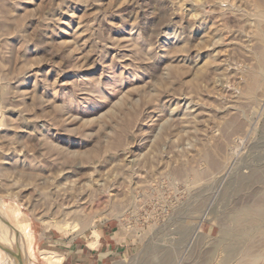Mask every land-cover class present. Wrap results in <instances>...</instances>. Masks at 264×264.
<instances>
[{"label":"rangeland","instance_id":"374dc122","mask_svg":"<svg viewBox=\"0 0 264 264\" xmlns=\"http://www.w3.org/2000/svg\"><path fill=\"white\" fill-rule=\"evenodd\" d=\"M258 1L0 0V243L48 264L107 224L118 264H264Z\"/></svg>","mask_w":264,"mask_h":264},{"label":"crops","instance_id":"0c3cea01","mask_svg":"<svg viewBox=\"0 0 264 264\" xmlns=\"http://www.w3.org/2000/svg\"><path fill=\"white\" fill-rule=\"evenodd\" d=\"M122 240L112 225L99 226L89 236H76L73 247L60 253L63 256L61 264H118L126 251ZM32 264L39 262L36 260Z\"/></svg>","mask_w":264,"mask_h":264},{"label":"bare ground","instance_id":"6f19581e","mask_svg":"<svg viewBox=\"0 0 264 264\" xmlns=\"http://www.w3.org/2000/svg\"><path fill=\"white\" fill-rule=\"evenodd\" d=\"M219 1V0H218ZM258 6H257V23H258V25H257V36L256 37H258L259 38V40L262 42V44H263V47H262V49L261 50H259V53L257 54V56L256 57H258L259 58V60H260V62H259V60H258V63L260 64H264V3L263 2H261L260 1V3H259V1H258V4H257ZM253 6V5H252ZM254 10V9H253ZM253 10H251V12L253 11ZM252 18V17H251ZM254 18H256V17H254ZM253 27H254V25H253ZM252 31H253V29H252ZM255 37V38H256ZM254 51H256V50H254ZM258 52V51H257ZM256 52V53H257ZM255 53V54H256ZM263 67V66H262ZM256 74V73H255ZM254 81H256V78L254 77ZM247 86V85H246ZM264 210L263 209H259V211L256 213V215L254 214V216H253V218L254 219H260V218H262V215L264 216ZM251 214H249L247 211H242V212H239L238 214H236V219L237 220H240V219H242L243 217H245V216H250ZM262 220V219H261ZM255 221V220H254ZM253 221V222H254ZM258 222V221H257ZM10 228V227H9ZM185 231V230H184ZM14 232V231H13ZM185 234V233H184ZM95 235H97V233H95ZM183 237H184V235H183ZM182 239V238H181ZM182 241V240H181ZM176 242V241H175ZM178 242H179V240H178ZM41 256H42V258L44 259V260H46L47 262H48V264H61V262H62V260H63V256L61 255V254H59L58 252H55V251H51V250H44V251H42L41 252ZM169 257V256H168ZM166 258V257H165ZM171 258V257H170Z\"/></svg>","mask_w":264,"mask_h":264},{"label":"water","instance_id":"95a60500","mask_svg":"<svg viewBox=\"0 0 264 264\" xmlns=\"http://www.w3.org/2000/svg\"><path fill=\"white\" fill-rule=\"evenodd\" d=\"M0 247L8 254V255H11L12 257L16 258L17 261L19 262V264H24L22 259L20 258L19 255H17L14 251H12L11 249H9L8 247L2 245L0 243Z\"/></svg>","mask_w":264,"mask_h":264}]
</instances>
